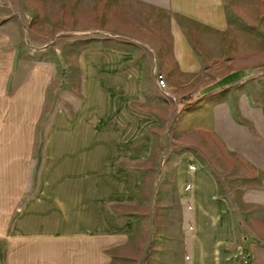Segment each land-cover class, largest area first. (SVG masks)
Returning a JSON list of instances; mask_svg holds the SVG:
<instances>
[{
    "label": "crops",
    "instance_id": "1",
    "mask_svg": "<svg viewBox=\"0 0 264 264\" xmlns=\"http://www.w3.org/2000/svg\"><path fill=\"white\" fill-rule=\"evenodd\" d=\"M210 1L113 0L122 30L58 45L44 140L0 125V264H264L262 202L253 217L218 164L213 174L197 153L163 151L172 94L157 75L170 86L172 68L152 54Z\"/></svg>",
    "mask_w": 264,
    "mask_h": 264
},
{
    "label": "rangeland",
    "instance_id": "2",
    "mask_svg": "<svg viewBox=\"0 0 264 264\" xmlns=\"http://www.w3.org/2000/svg\"><path fill=\"white\" fill-rule=\"evenodd\" d=\"M210 2L199 6L203 21L173 34L162 53L152 54L172 68V85L166 81L164 87L172 94V117L163 151L197 153L213 174V163L218 164L221 180L225 176L247 197L254 217L261 202L264 206V0ZM112 3L0 0V105L3 110L6 104L5 115L10 106L12 115L0 116V125L27 127V141L44 140L54 66L63 67L66 60L58 45H82L91 36L122 30ZM184 65L190 69L179 68ZM38 82L45 97L40 117L34 108ZM21 96L27 99L26 118L16 117L24 110ZM28 253L32 261L39 246L29 242Z\"/></svg>",
    "mask_w": 264,
    "mask_h": 264
},
{
    "label": "built area",
    "instance_id": "3",
    "mask_svg": "<svg viewBox=\"0 0 264 264\" xmlns=\"http://www.w3.org/2000/svg\"><path fill=\"white\" fill-rule=\"evenodd\" d=\"M158 84L160 87H165V83H163V77L161 75L158 76Z\"/></svg>",
    "mask_w": 264,
    "mask_h": 264
},
{
    "label": "bare ground",
    "instance_id": "4",
    "mask_svg": "<svg viewBox=\"0 0 264 264\" xmlns=\"http://www.w3.org/2000/svg\"><path fill=\"white\" fill-rule=\"evenodd\" d=\"M163 83H164V80H163Z\"/></svg>",
    "mask_w": 264,
    "mask_h": 264
}]
</instances>
